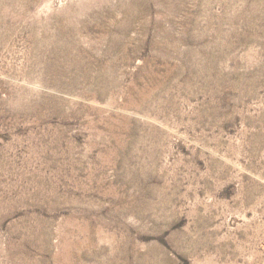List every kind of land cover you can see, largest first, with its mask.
Wrapping results in <instances>:
<instances>
[{
	"label": "rangeland",
	"instance_id": "374dc122",
	"mask_svg": "<svg viewBox=\"0 0 264 264\" xmlns=\"http://www.w3.org/2000/svg\"><path fill=\"white\" fill-rule=\"evenodd\" d=\"M0 264H264V0H0Z\"/></svg>",
	"mask_w": 264,
	"mask_h": 264
}]
</instances>
